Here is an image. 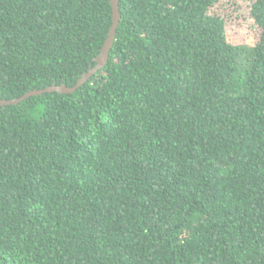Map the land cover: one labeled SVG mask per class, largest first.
Segmentation results:
<instances>
[{"label":"trees","instance_id":"trees-1","mask_svg":"<svg viewBox=\"0 0 264 264\" xmlns=\"http://www.w3.org/2000/svg\"><path fill=\"white\" fill-rule=\"evenodd\" d=\"M118 10L85 84L0 107V264H264V0ZM112 22L0 0V100L75 86Z\"/></svg>","mask_w":264,"mask_h":264},{"label":"water","instance_id":"water-1","mask_svg":"<svg viewBox=\"0 0 264 264\" xmlns=\"http://www.w3.org/2000/svg\"><path fill=\"white\" fill-rule=\"evenodd\" d=\"M111 8H112V25L110 27L107 39L104 42V45L98 54V56L94 59L95 66L91 67L87 73H84L78 80L75 86L73 87H66L64 85L61 86H50L43 90H35L25 93L22 97L12 100H0V107L3 106H10V105H17L24 100L30 97H37L41 96L46 93H59V94H71L83 84H85L91 76H93L99 69H101L108 60L109 52L112 48L113 40L115 37L116 29L119 24L120 16L118 10V0H110Z\"/></svg>","mask_w":264,"mask_h":264},{"label":"rangeland","instance_id":"rangeland-1","mask_svg":"<svg viewBox=\"0 0 264 264\" xmlns=\"http://www.w3.org/2000/svg\"><path fill=\"white\" fill-rule=\"evenodd\" d=\"M230 31H231V39L233 41H239V42H244V41H250L251 39V33H241V31L244 29L242 27H232L229 26Z\"/></svg>","mask_w":264,"mask_h":264}]
</instances>
